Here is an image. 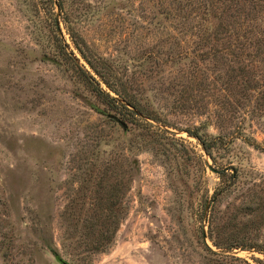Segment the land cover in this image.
<instances>
[{
  "label": "rangeland",
  "instance_id": "1",
  "mask_svg": "<svg viewBox=\"0 0 264 264\" xmlns=\"http://www.w3.org/2000/svg\"><path fill=\"white\" fill-rule=\"evenodd\" d=\"M55 1L0 0V264L264 261V11Z\"/></svg>",
  "mask_w": 264,
  "mask_h": 264
},
{
  "label": "trees",
  "instance_id": "2",
  "mask_svg": "<svg viewBox=\"0 0 264 264\" xmlns=\"http://www.w3.org/2000/svg\"><path fill=\"white\" fill-rule=\"evenodd\" d=\"M58 5L59 8L63 7V0H56L55 1ZM217 3H221L224 5V9H237V10H242L246 5H249L253 8H259L261 10L264 11V0H214L211 5H216ZM210 10H212L210 8ZM65 23H67V21H65ZM214 28V27H213ZM213 28L211 29V35L213 37V41L215 42H220L222 41L224 38H228V34L225 33V29H223V27L219 24L218 28L215 29V31H213ZM69 29V27H68ZM72 33H70L71 36H73V40L77 46V49L79 50L80 54L82 55V57L87 61V63L90 65V67L95 71V73H97V75L99 76L100 80L103 81L106 86L111 89L115 94H117L118 96H120L121 98H123L124 100H126L127 102L133 104L134 106H137L138 103L135 99V97L133 95H130L127 91H125L124 89H120L118 87V84L122 83H118L114 82V81H110V74L108 75L107 73V67L100 66L97 62H94L90 59V57H92V55H90V51L88 49V47L86 46V44L84 43L83 39H81L79 36L75 35V33L73 31H71ZM74 34V35H72ZM225 34V35H224ZM261 44H264V42H262ZM229 47V46H228ZM238 48V52L235 51V55L236 56H240L243 54L245 48L244 44H240L237 47ZM264 52V49H262V47L258 46L257 44V55L258 54H262ZM98 66H100L98 68ZM89 76V75H88ZM90 77V76H89ZM88 79V77H86ZM91 78V77H90ZM117 85V86H116ZM92 90L95 92V94L100 97L103 102L107 105H110L113 107L112 102H117L118 100H116L114 97L110 96L108 94V92H105L101 87L99 86H92ZM112 101V102H111ZM197 138L200 140V142L203 144V147L205 149V151L211 155V150L213 148V146L216 144V139L214 137H210L209 139L206 138H202L200 135L196 134ZM112 211V210H111ZM117 223V221H111L110 225L112 224V229L113 227L115 228V224ZM113 232V231H112ZM210 239L213 242V245L216 247H221L219 245L218 240L216 239V237H212V233L210 234ZM97 245L94 246V249H102L105 248V244L109 243L111 241V232L110 234H106V235H101L97 238ZM227 247H233L232 244H230V246ZM208 249V247H206ZM209 250V249H208ZM55 257L61 261V259H59V256L57 255V253H54ZM257 261L258 264H264V261L260 260V259H255ZM65 262V261H62ZM245 264H249L248 262L244 261ZM63 264H68L67 262L63 263Z\"/></svg>",
  "mask_w": 264,
  "mask_h": 264
},
{
  "label": "water",
  "instance_id": "3",
  "mask_svg": "<svg viewBox=\"0 0 264 264\" xmlns=\"http://www.w3.org/2000/svg\"><path fill=\"white\" fill-rule=\"evenodd\" d=\"M56 26L57 27L59 26L57 20H56ZM121 124H122L123 127H125V124L123 122H121ZM208 167L214 172H218L219 171V170L215 169L213 166H211L209 164H208ZM202 237H203L204 240L206 239V232L205 231L202 232Z\"/></svg>",
  "mask_w": 264,
  "mask_h": 264
}]
</instances>
